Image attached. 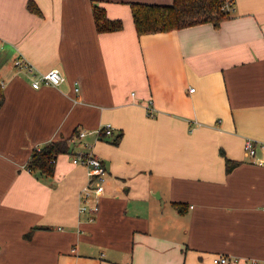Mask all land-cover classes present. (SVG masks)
<instances>
[{"label": "crops", "instance_id": "crops-1", "mask_svg": "<svg viewBox=\"0 0 264 264\" xmlns=\"http://www.w3.org/2000/svg\"><path fill=\"white\" fill-rule=\"evenodd\" d=\"M171 1L0 0V264H264V165L243 149L264 142V0L136 33L130 2ZM94 5L123 28L98 32ZM53 68L61 85H32ZM62 140L51 172L29 166ZM89 151L107 167L98 212L80 210Z\"/></svg>", "mask_w": 264, "mask_h": 264}, {"label": "trees", "instance_id": "trees-1", "mask_svg": "<svg viewBox=\"0 0 264 264\" xmlns=\"http://www.w3.org/2000/svg\"><path fill=\"white\" fill-rule=\"evenodd\" d=\"M227 0H172L171 4H149L130 2V12L133 25L137 34L164 32L180 29L200 23H211L218 27L221 21L229 17L225 10ZM29 8L40 13L33 2ZM93 17L98 32L118 31L123 28L120 19H111L107 16L102 6L92 7ZM4 102L2 84L0 82V108ZM119 136L116 137V141ZM68 140L49 142L40 149H35L30 157L29 166L44 172H51L54 168L57 154L68 151ZM54 160V162H52ZM229 159H226V168L230 169Z\"/></svg>", "mask_w": 264, "mask_h": 264}, {"label": "built area", "instance_id": "built-area-1", "mask_svg": "<svg viewBox=\"0 0 264 264\" xmlns=\"http://www.w3.org/2000/svg\"><path fill=\"white\" fill-rule=\"evenodd\" d=\"M229 3L225 5V10L229 11ZM14 65L17 68H25L28 70L33 71L34 66L23 58H16L14 61ZM65 81V76L61 73L58 68H53L47 72L40 73L39 75L35 76V79L32 85L35 88H39L42 84L45 85H52V86H59ZM80 90L79 83L75 82V91L78 92ZM193 90L192 88L190 89ZM151 101L149 104L146 105L147 112L150 114L151 111ZM112 125L106 124L102 127L101 130L98 132H104L106 135H110L112 133ZM89 132L86 130H79L75 137L78 139L83 140ZM86 147H91L90 144L86 142ZM243 149L247 156L252 157L257 153L259 149L261 151L262 156V164L264 165V142H257L253 139H245L243 143ZM73 161L78 164L86 165L89 168V184L83 190V194L81 196V211H91V212H98L99 210V198L105 192V181L107 176V167L104 163L103 159L93 152H85L75 155ZM54 162V160H52ZM93 197L94 202L89 205L88 199ZM237 258L233 256H226V255H215L212 258L213 264H230L233 261H236ZM251 264H255L254 261H251Z\"/></svg>", "mask_w": 264, "mask_h": 264}]
</instances>
